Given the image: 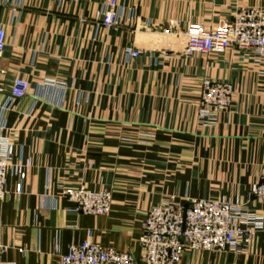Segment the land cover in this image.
<instances>
[{"label":"crops","instance_id":"1","mask_svg":"<svg viewBox=\"0 0 264 264\" xmlns=\"http://www.w3.org/2000/svg\"><path fill=\"white\" fill-rule=\"evenodd\" d=\"M245 7L264 0H117L107 27L106 0H0V154L11 145V163L29 164L23 179L9 169L0 198L5 263L55 264L89 239L145 264L142 224L171 197L240 203L264 222L250 194L264 170V59L185 52L192 23ZM17 79L29 89L15 99ZM206 81L233 87L207 118ZM82 187L111 189L110 213L75 211L64 191ZM182 264H264V232L246 253L187 250Z\"/></svg>","mask_w":264,"mask_h":264},{"label":"built area","instance_id":"2","mask_svg":"<svg viewBox=\"0 0 264 264\" xmlns=\"http://www.w3.org/2000/svg\"><path fill=\"white\" fill-rule=\"evenodd\" d=\"M103 24L112 27L119 23L117 0H106ZM185 52L223 53L230 48L253 51L264 59V7H245L236 13L231 22L219 25L192 23L186 32ZM6 47V32L0 27V53ZM130 57L141 54L139 50L129 51ZM29 83L17 79L11 96L23 98ZM233 87L227 83L206 81L203 85L202 116L211 117L231 104ZM11 145L0 154V198L8 193V171L22 179L29 164H12ZM21 184L17 191H20ZM251 196L264 201V170L258 183L253 185ZM64 195L76 203L75 211L88 215H108L112 209L111 189L91 191L85 188L67 189ZM140 239L142 261L145 264H182L187 250L210 252H247L248 243L256 232H264V222L240 203L211 199H190L188 205H181L175 197L151 209L142 224ZM6 246L0 236V264L5 263L3 255ZM55 264H140L130 252H121L103 247L91 240L70 247L68 253L58 254Z\"/></svg>","mask_w":264,"mask_h":264},{"label":"rangeland","instance_id":"3","mask_svg":"<svg viewBox=\"0 0 264 264\" xmlns=\"http://www.w3.org/2000/svg\"><path fill=\"white\" fill-rule=\"evenodd\" d=\"M239 11H240V10H239ZM239 11H238V12H239ZM238 12H237V13H238ZM139 51H140V50H139ZM141 52H142V51H141ZM112 192H113V191H112Z\"/></svg>","mask_w":264,"mask_h":264}]
</instances>
